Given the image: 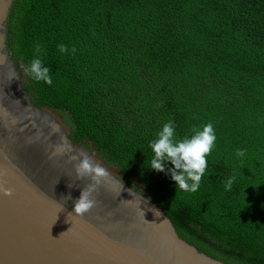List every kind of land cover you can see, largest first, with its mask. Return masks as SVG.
Here are the masks:
<instances>
[{
  "label": "trees",
  "instance_id": "16d2710c",
  "mask_svg": "<svg viewBox=\"0 0 264 264\" xmlns=\"http://www.w3.org/2000/svg\"><path fill=\"white\" fill-rule=\"evenodd\" d=\"M6 29L22 87L67 116L75 145L200 251L264 264V0H14ZM37 45L50 86L25 73ZM169 121L178 140L213 124L194 193L176 190L171 163L150 169V142Z\"/></svg>",
  "mask_w": 264,
  "mask_h": 264
},
{
  "label": "water",
  "instance_id": "95a60500",
  "mask_svg": "<svg viewBox=\"0 0 264 264\" xmlns=\"http://www.w3.org/2000/svg\"><path fill=\"white\" fill-rule=\"evenodd\" d=\"M13 2L0 0V188L12 191L0 192V264H226L180 237L158 204L30 100L6 45ZM81 154L108 177L92 193L95 206L75 217V201L91 183L77 178Z\"/></svg>",
  "mask_w": 264,
  "mask_h": 264
},
{
  "label": "clouds",
  "instance_id": "9594fccd",
  "mask_svg": "<svg viewBox=\"0 0 264 264\" xmlns=\"http://www.w3.org/2000/svg\"><path fill=\"white\" fill-rule=\"evenodd\" d=\"M58 50L61 53L69 51L64 44L58 45ZM35 51V58L25 69V73L33 80L42 81L50 86L52 85L50 69L43 65L39 45L36 46ZM71 51L74 53L75 48H72ZM5 60L6 57L0 56V63H4ZM215 141L216 136L211 122L203 126L202 130L193 129V134L190 137L178 140L175 137V125L172 121H169L157 133V139L150 142L149 146L153 152L150 169L165 172V165L171 163L173 168L169 169L168 172L172 181L175 182L176 190L194 193L199 189L201 179L207 168L206 157L211 154ZM236 155L237 157H243L245 152L244 150H238ZM81 157L75 164L77 178H88L91 183L83 188L79 199L75 201L74 214L70 213L75 217L83 216L95 206L96 201L92 199V193L95 191L96 185L108 177L107 171L99 165H95L89 156L81 154ZM72 159L77 160L76 157ZM234 180L235 176L226 181L225 191H231ZM0 192L4 196L10 197L12 195L10 189L0 188ZM65 199H71V197Z\"/></svg>",
  "mask_w": 264,
  "mask_h": 264
},
{
  "label": "rangeland",
  "instance_id": "374dc122",
  "mask_svg": "<svg viewBox=\"0 0 264 264\" xmlns=\"http://www.w3.org/2000/svg\"><path fill=\"white\" fill-rule=\"evenodd\" d=\"M45 110L46 112L50 113L53 117H55L61 124L63 123L64 125H67L69 126L70 125V121L69 119L67 118V116L60 112V111H51V110H48V109H43ZM65 127V126H64ZM66 130H67V127H65ZM68 131V130H67ZM86 149V148H84ZM87 150V149H86ZM88 151V150H87ZM90 152V151H89Z\"/></svg>",
  "mask_w": 264,
  "mask_h": 264
}]
</instances>
